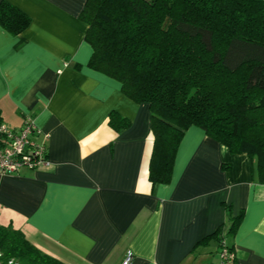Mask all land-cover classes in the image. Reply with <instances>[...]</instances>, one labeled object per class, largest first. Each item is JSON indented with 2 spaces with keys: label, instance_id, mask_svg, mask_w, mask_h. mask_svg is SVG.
<instances>
[{
  "label": "crops",
  "instance_id": "1",
  "mask_svg": "<svg viewBox=\"0 0 264 264\" xmlns=\"http://www.w3.org/2000/svg\"><path fill=\"white\" fill-rule=\"evenodd\" d=\"M4 1L31 21L18 35L0 26L2 121L19 128L31 114L48 134L49 164L0 174V225L66 264H121L128 255V264H217L215 237L197 245L216 231L236 264H264V183L248 156L193 125L170 181L152 184L149 105L88 66L86 0ZM112 110L131 121L127 129L109 125Z\"/></svg>",
  "mask_w": 264,
  "mask_h": 264
},
{
  "label": "trees",
  "instance_id": "2",
  "mask_svg": "<svg viewBox=\"0 0 264 264\" xmlns=\"http://www.w3.org/2000/svg\"><path fill=\"white\" fill-rule=\"evenodd\" d=\"M79 18L92 48L88 66L149 105L152 184L170 181L178 145L193 125L231 153H245L264 183V0H86ZM30 21L0 1V26L9 34ZM130 124L109 113L117 132ZM240 217H231V230ZM212 237L223 243L216 231L197 245ZM0 251L19 264H66L8 225H0Z\"/></svg>",
  "mask_w": 264,
  "mask_h": 264
},
{
  "label": "built area",
  "instance_id": "3",
  "mask_svg": "<svg viewBox=\"0 0 264 264\" xmlns=\"http://www.w3.org/2000/svg\"><path fill=\"white\" fill-rule=\"evenodd\" d=\"M31 114L24 115L19 128L0 125V174L16 173L22 167L38 169L49 164L46 138ZM42 140L38 141V138ZM220 260L217 264H235L234 250L223 242L220 245ZM131 256L121 264H128ZM0 264H19L14 258H5L0 251Z\"/></svg>",
  "mask_w": 264,
  "mask_h": 264
}]
</instances>
